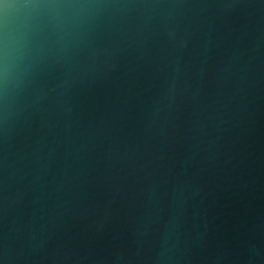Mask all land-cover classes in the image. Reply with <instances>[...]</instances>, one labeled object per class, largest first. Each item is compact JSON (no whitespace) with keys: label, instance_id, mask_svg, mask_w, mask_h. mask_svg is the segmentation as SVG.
<instances>
[{"label":"water","instance_id":"1","mask_svg":"<svg viewBox=\"0 0 264 264\" xmlns=\"http://www.w3.org/2000/svg\"><path fill=\"white\" fill-rule=\"evenodd\" d=\"M0 98V264H264V0H94Z\"/></svg>","mask_w":264,"mask_h":264},{"label":"clouds","instance_id":"2","mask_svg":"<svg viewBox=\"0 0 264 264\" xmlns=\"http://www.w3.org/2000/svg\"><path fill=\"white\" fill-rule=\"evenodd\" d=\"M94 0H0V98L19 88L53 36L87 20Z\"/></svg>","mask_w":264,"mask_h":264}]
</instances>
